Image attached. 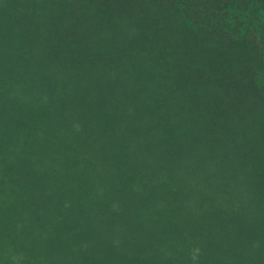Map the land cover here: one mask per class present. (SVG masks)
<instances>
[{"label":"trees","instance_id":"obj_1","mask_svg":"<svg viewBox=\"0 0 264 264\" xmlns=\"http://www.w3.org/2000/svg\"><path fill=\"white\" fill-rule=\"evenodd\" d=\"M0 264H264V0H0Z\"/></svg>","mask_w":264,"mask_h":264}]
</instances>
